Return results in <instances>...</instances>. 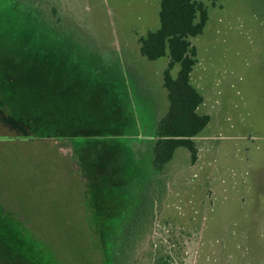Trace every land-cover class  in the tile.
<instances>
[{
    "label": "rangeland",
    "instance_id": "rangeland-1",
    "mask_svg": "<svg viewBox=\"0 0 264 264\" xmlns=\"http://www.w3.org/2000/svg\"><path fill=\"white\" fill-rule=\"evenodd\" d=\"M20 3L0 0V58L81 93L0 88L2 111L66 105L60 118L77 130L65 139L39 122L27 137L0 122V264H264V0H204L192 83L211 123L196 162L179 148L160 173L169 59L149 61L139 44L159 27L160 0Z\"/></svg>",
    "mask_w": 264,
    "mask_h": 264
},
{
    "label": "trees",
    "instance_id": "trees-1",
    "mask_svg": "<svg viewBox=\"0 0 264 264\" xmlns=\"http://www.w3.org/2000/svg\"><path fill=\"white\" fill-rule=\"evenodd\" d=\"M17 2L21 4L20 0ZM34 8L44 15L40 7ZM158 17V29L140 37L139 44L141 55L149 61L165 57L169 59L163 72V86L167 91L169 107L156 124L151 158L154 170L160 173L172 161L179 148H186L191 161H197L199 150L195 139L209 126L211 116L199 113L205 97L192 83V74L198 64V50L192 39L203 35L209 21V10L204 0H160ZM3 54L5 56L0 58V88L10 87L18 93L25 89L39 90L40 94L45 95L43 90L54 96L55 100L58 95H67V86L60 87L55 79L48 78V82L43 83L45 78L35 77L33 73L40 71L39 66L29 62L23 64L18 56L14 53L8 55L6 50ZM177 66L179 70L174 76L173 71ZM53 106L49 117L44 116L40 110H34V115L26 118L0 108V122L11 132L27 137L31 134V126H37L39 122L38 125L50 126L57 122V137L69 139L75 136L77 130L74 125L60 118L61 110L69 112L67 106H59L58 109L55 103ZM167 259L159 258L155 264H166Z\"/></svg>",
    "mask_w": 264,
    "mask_h": 264
},
{
    "label": "crops",
    "instance_id": "crops-1",
    "mask_svg": "<svg viewBox=\"0 0 264 264\" xmlns=\"http://www.w3.org/2000/svg\"><path fill=\"white\" fill-rule=\"evenodd\" d=\"M81 92H78L77 90H75V89H70L69 91H68V95L69 96H71V95H76V94H80Z\"/></svg>",
    "mask_w": 264,
    "mask_h": 264
}]
</instances>
